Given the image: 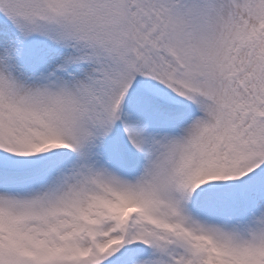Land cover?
I'll list each match as a JSON object with an SVG mask.
<instances>
[{
    "label": "snow or ice",
    "instance_id": "1",
    "mask_svg": "<svg viewBox=\"0 0 264 264\" xmlns=\"http://www.w3.org/2000/svg\"><path fill=\"white\" fill-rule=\"evenodd\" d=\"M0 264H264V0H0Z\"/></svg>",
    "mask_w": 264,
    "mask_h": 264
}]
</instances>
